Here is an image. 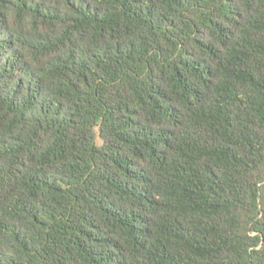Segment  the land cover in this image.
<instances>
[{
	"label": "trees",
	"instance_id": "1",
	"mask_svg": "<svg viewBox=\"0 0 264 264\" xmlns=\"http://www.w3.org/2000/svg\"><path fill=\"white\" fill-rule=\"evenodd\" d=\"M0 264H264V0H0Z\"/></svg>",
	"mask_w": 264,
	"mask_h": 264
}]
</instances>
